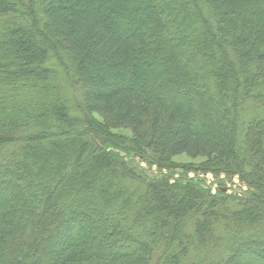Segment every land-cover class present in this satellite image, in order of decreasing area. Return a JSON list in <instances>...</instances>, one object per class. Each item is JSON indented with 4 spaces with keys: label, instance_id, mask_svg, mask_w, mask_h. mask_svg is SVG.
I'll list each match as a JSON object with an SVG mask.
<instances>
[{
    "label": "trees",
    "instance_id": "trees-1",
    "mask_svg": "<svg viewBox=\"0 0 264 264\" xmlns=\"http://www.w3.org/2000/svg\"><path fill=\"white\" fill-rule=\"evenodd\" d=\"M0 264H264V0H0Z\"/></svg>",
    "mask_w": 264,
    "mask_h": 264
},
{
    "label": "rangeland",
    "instance_id": "rangeland-1",
    "mask_svg": "<svg viewBox=\"0 0 264 264\" xmlns=\"http://www.w3.org/2000/svg\"><path fill=\"white\" fill-rule=\"evenodd\" d=\"M53 67H54L55 73H57V75L55 73H53V76H52L53 81L56 79L62 81L63 80V72L56 65ZM82 116H83L82 114L79 115L80 119L82 118ZM91 116L94 119L86 116L85 118L82 119V125L85 127L87 133H89L91 139H93L96 144L100 145L103 143V140H102L103 134L108 135V137H111L114 134L119 135L121 137H127V138H129L131 136V134L128 130H126V129H115V128L110 129L108 126H105L104 124H102V121L100 119H98L95 115H91ZM91 120H94V121L100 123L98 125V129L101 132L97 131V133H96V131L93 128L94 127L93 123H95V122H93ZM102 125L104 126V128L102 127ZM138 160H139V158H138ZM171 160H172V162L176 163V165H189V164L191 165V164H197L200 161V158H195V157H192L191 155H187V154L182 153V154L172 156ZM138 165L140 167L146 166L143 161L139 162ZM157 171H158L157 166H156V164H154V165H152V169H149L147 172H150L151 175H155V174H158ZM188 175L193 176L194 174H193V172H189ZM205 176L208 177L207 183H209V181H213V180H214L213 183H216V182H218V180L220 178L223 177V174H221L219 177H214L210 172H208ZM223 181L225 183V190L228 193L231 192L232 190H239L240 188H245V186H243L241 183H239L238 178L236 176L231 178V181L227 180V179H223ZM215 191H216L215 187H212L211 192L214 193ZM179 230H180V227H178L176 232H179ZM75 238L76 237H72V240H70L71 244L75 243V241H76ZM69 239H71V238H69ZM98 250L99 249H97V251Z\"/></svg>",
    "mask_w": 264,
    "mask_h": 264
}]
</instances>
